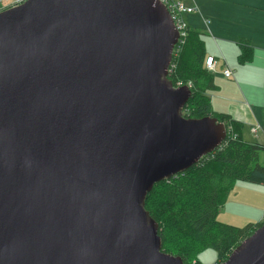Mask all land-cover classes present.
Wrapping results in <instances>:
<instances>
[{
	"label": "water",
	"instance_id": "95a60500",
	"mask_svg": "<svg viewBox=\"0 0 264 264\" xmlns=\"http://www.w3.org/2000/svg\"><path fill=\"white\" fill-rule=\"evenodd\" d=\"M160 0H25L0 11V264H184L146 209L227 139L188 118ZM220 264H264V223Z\"/></svg>",
	"mask_w": 264,
	"mask_h": 264
},
{
	"label": "trees",
	"instance_id": "16d2710c",
	"mask_svg": "<svg viewBox=\"0 0 264 264\" xmlns=\"http://www.w3.org/2000/svg\"><path fill=\"white\" fill-rule=\"evenodd\" d=\"M243 40L240 62L253 57L250 41ZM206 60V46L201 33L190 30L170 77L175 85L178 82L191 83L193 97L183 109V115L188 118L211 115L226 123L232 131L218 149L197 164L156 183L145 204L159 223L162 250L181 256L184 264H193L194 260L200 264L197 256L205 249L218 252L215 264L226 261L232 251L264 223L237 227L218 221L220 209L231 199L238 182L264 185V166L259 164L264 145L246 141L241 122L213 109L208 90L215 89L216 85ZM154 195H159L165 202L164 218L150 208ZM192 195H198L200 199L194 205L186 204L192 202L188 199Z\"/></svg>",
	"mask_w": 264,
	"mask_h": 264
},
{
	"label": "crops",
	"instance_id": "0c3cea01",
	"mask_svg": "<svg viewBox=\"0 0 264 264\" xmlns=\"http://www.w3.org/2000/svg\"><path fill=\"white\" fill-rule=\"evenodd\" d=\"M185 1L188 6H196L197 10L185 13L184 21L189 32L193 30L201 33L205 45H208V36L213 35L222 51L233 54L229 57L232 64L235 63L236 66L244 67L258 58L264 61V0ZM206 36L207 38H205ZM243 39L250 41L253 57L251 60L240 62L239 56L242 53L241 42L244 41ZM221 50L219 49V51ZM209 56H212V52L209 53L206 49V59ZM223 57L224 66L218 67V63H216L215 69L211 71L214 77L217 72L222 71L223 73L225 68L230 67L224 55ZM238 72V70L233 71V78H236ZM213 81L216 85L214 92L208 90L213 109L216 112L229 114L233 119L241 122L243 136L245 128L248 129V133L250 131L258 134L259 132L253 128H258L259 125L264 133V119L259 113L261 109H264V71H259L258 78L253 75L244 76L240 80L236 78L237 83L230 84L228 87L223 85L219 87L216 78ZM229 102L233 103L231 109L228 108ZM256 143L263 145L262 142ZM260 193L264 196V193L261 191ZM262 205H264V199ZM257 210L260 211L259 208Z\"/></svg>",
	"mask_w": 264,
	"mask_h": 264
},
{
	"label": "rangeland",
	"instance_id": "374dc122",
	"mask_svg": "<svg viewBox=\"0 0 264 264\" xmlns=\"http://www.w3.org/2000/svg\"><path fill=\"white\" fill-rule=\"evenodd\" d=\"M23 1L25 0H3L0 4L2 5L0 10L1 11L5 10ZM183 1L185 2V4H187L185 0ZM193 7L197 10L196 6ZM205 38H207V36ZM207 42L208 45L205 46L206 49H208V52L210 53L211 51L212 56H214L217 60L219 59V61L217 62L218 67L224 66L223 65V63L225 64L223 60L224 59L223 55H224L230 66L229 68L235 72L237 70L239 71L238 74L236 75L237 80L242 79L244 76L247 77L250 75H253L255 76V78H258L259 71L260 70L264 71V61H262L261 59L259 58L255 59L254 61L249 62V64L245 65L244 67L236 66L235 63L232 64L229 57L232 56L233 54H228L227 52L222 51L219 45L217 44V42L215 41L213 35L208 36ZM219 49L222 52L219 51ZM223 73L222 71L217 72L216 76L214 77L216 78L219 87H221L222 85L228 87L230 84L237 83L236 78H233L234 73L231 77H226L225 70ZM210 92L213 93L214 89H211ZM232 107H233V103L229 102L228 108L231 109ZM259 113L261 117L264 119V109H261ZM253 130H255L256 132L258 131L259 133L254 134L251 133L250 131L248 133V129L245 128L244 131L245 140L252 143L262 142V144L264 145V133L260 125L258 126V128H253ZM259 164L264 166V150L260 151ZM263 188L264 185L261 184H254L247 181L239 182L231 195L230 201L220 209L218 221L237 227H245L250 223L257 224L258 222L261 221L264 222V205H262L264 196H262L263 194L260 193V191L264 193ZM151 199L152 202L150 203V208L153 211H155V213L160 218H164L166 216L165 202L161 199L159 195H154L151 197ZM188 199L192 202L191 203L185 202V203L194 205L198 202L200 197H198V195H194V196L192 195V197H189ZM258 208L260 211L257 210ZM197 257L198 260L200 261V264H215L218 258V252L215 249H205ZM193 264H197L196 260L193 261Z\"/></svg>",
	"mask_w": 264,
	"mask_h": 264
},
{
	"label": "built area",
	"instance_id": "2783aa9c",
	"mask_svg": "<svg viewBox=\"0 0 264 264\" xmlns=\"http://www.w3.org/2000/svg\"><path fill=\"white\" fill-rule=\"evenodd\" d=\"M2 1L3 0H0V4ZM160 1L163 2L169 9L172 18L175 22V26L179 31V39L176 45L174 46L172 61L169 66V77H171V74L175 69L176 60L178 59V57L180 56L183 50L184 43L189 33V28L184 21V14L194 12L196 9L193 6H187L181 0H160ZM216 63H217V59L214 56H209L206 60L208 70L213 71L215 69ZM225 75L226 77H231L233 75V71L229 67H227L225 69ZM182 85H188L192 89L191 83H187V84H183L182 82L176 83L177 87ZM230 131H232L231 127L229 129V133Z\"/></svg>",
	"mask_w": 264,
	"mask_h": 264
},
{
	"label": "clouds",
	"instance_id": "9594fccd",
	"mask_svg": "<svg viewBox=\"0 0 264 264\" xmlns=\"http://www.w3.org/2000/svg\"><path fill=\"white\" fill-rule=\"evenodd\" d=\"M1 11V10H0ZM169 77V76H168ZM170 78V77H169ZM171 80V79H170ZM192 91H193V89H192ZM229 128V127H228Z\"/></svg>",
	"mask_w": 264,
	"mask_h": 264
}]
</instances>
